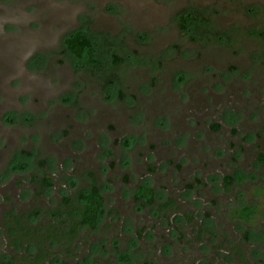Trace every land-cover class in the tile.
Listing matches in <instances>:
<instances>
[{
    "label": "rangeland",
    "instance_id": "rangeland-1",
    "mask_svg": "<svg viewBox=\"0 0 264 264\" xmlns=\"http://www.w3.org/2000/svg\"><path fill=\"white\" fill-rule=\"evenodd\" d=\"M76 32L92 40L83 58L65 48ZM261 155L264 0H0V227L39 209L68 231L63 198L79 220L90 173L105 201L49 264H264ZM44 173L53 189L24 196ZM140 186L155 204L134 200Z\"/></svg>",
    "mask_w": 264,
    "mask_h": 264
},
{
    "label": "flooded vegetation",
    "instance_id": "flooded-vegetation-1",
    "mask_svg": "<svg viewBox=\"0 0 264 264\" xmlns=\"http://www.w3.org/2000/svg\"><path fill=\"white\" fill-rule=\"evenodd\" d=\"M199 15H200V11L197 12L196 10H187L185 12H182L178 16L180 18V21H182L181 24H183V22L186 18L195 19L196 17L198 18ZM181 24H180V28H181ZM184 24H186V22ZM194 25L195 24H193L192 26H186V28H183V26H182L181 29L190 28L188 30L192 31L193 34H196L197 32L194 28ZM76 33H78V32H76ZM65 48L67 49L66 46H65ZM163 52H164V50H163ZM44 60L45 59L43 58V62H44ZM30 61L32 62L31 65H33V67H37L38 66L37 64L42 62V58H39V55L36 54V56L32 57ZM89 176H90L91 181H92L90 188H89V191L91 190L94 183L97 185V187L100 190V187L98 186L97 177H95L94 174H92V173H90ZM228 177H231V176H227L226 178H228ZM226 178L224 180L225 185H226ZM74 179L75 178L69 179L70 183H72V181ZM4 180H5V177L0 176V182L4 183ZM31 181L36 182L34 184H37L36 185L37 189L25 190L24 196H25V193H27L30 190L31 195H33L34 199H37V197H39L40 195L43 197V195H46V193L48 191H50L51 189H53V187H54V184L52 182V178L50 176H48L46 173H44L42 175V177H40L38 179L37 178L35 180L31 179ZM233 183H234V178H232L231 185L225 186L226 192L231 191L230 189H231ZM73 184L74 183H72V185ZM142 187H147V186H140L137 189V191L134 195V200L137 202H142V203L148 204V205L155 204L156 203V197H155L156 194L152 188H150L154 191V202L152 204H149L146 199H137V192ZM188 187H189V185H188ZM190 188H192V187H190ZM100 193H101V190H100ZM81 194L82 193H80V195ZM66 199L69 200V203H66ZM103 199H104V197H103ZM78 200H79V202H81L80 198ZM70 201H71V199L69 197L63 198V203L65 205V209L67 210L66 214L68 216V219L70 220V226H69L68 231H67V229L65 230V228H62V230H63L62 231L60 228L53 225L52 223L47 225V226H44V225L42 226L40 221L42 220V213L43 212L40 211L39 209H34L33 212H29L28 214L26 212H24L20 215L16 214V213L5 214L3 212V210H1L2 211L1 214L4 213V215H2V219L4 220V222L1 225L2 227H0V233L2 234V235L0 234V264H49L50 262L52 263V258L57 256V254H54L52 252V245L54 243L65 244L67 242L71 245V244L75 243L76 240L78 239L79 231L81 228L87 227L88 229L95 230L97 228L99 222H98L95 229H92L87 225H83L78 229L77 238L72 239V241H71L70 231H71V226L73 225L72 224L73 220L71 218H72L74 213H72L71 217L69 216ZM176 202L177 201H174L171 199L168 202H166L165 204L160 205V208L162 211H164V210L168 209L169 207L175 206ZM104 205H105V201H104ZM249 208L252 209L251 207H249ZM103 209H104V206H103ZM242 209H237V211L242 210ZM78 214L80 217V213H78ZM253 215H255V212L251 216H253ZM52 216L57 217L56 213L55 214L53 213ZM184 217H185V222L187 223V225L188 224H196V222H197V218H196L195 214H189V215L185 214ZM233 218L238 219V220H245V219L237 217L235 215H233ZM79 220H77V221H79ZM99 220H100V218H99ZM247 220H245V221H247ZM77 221H74V223ZM63 225L66 226L68 224L65 223ZM205 232H206L205 230L197 228V231L195 234H196V238H198L199 242H201L202 239H204ZM73 252L74 251L72 249L67 250V253L70 254L69 256H71V255L75 256V254ZM234 256L240 257V259L244 260V255L240 250H237V252L234 253Z\"/></svg>",
    "mask_w": 264,
    "mask_h": 264
},
{
    "label": "trees",
    "instance_id": "trees-1",
    "mask_svg": "<svg viewBox=\"0 0 264 264\" xmlns=\"http://www.w3.org/2000/svg\"><path fill=\"white\" fill-rule=\"evenodd\" d=\"M185 20L186 24L183 25V28H186L187 25L192 26L193 24H196V21L199 22V18L197 17L195 19L186 18ZM65 45L74 56H76L77 58H83L86 54L92 51L91 49L93 44L91 38L88 35L82 32H78L70 35L65 40ZM261 158L264 162V155H261ZM231 183L232 178H226V185L229 186L231 185ZM79 198L84 207L82 209H79L81 217L80 220L75 223L74 221H72L73 225L71 226L70 231L71 241L72 239L77 238L78 229L81 226L87 225L90 228L95 229L103 212L104 199L95 183L93 184L88 194H81ZM137 199H146L149 204H152L154 202V191L148 187H142L137 192ZM66 203H69L68 199H66ZM72 213L73 211L69 209L70 217L72 216ZM252 214H254V211L249 207L243 208L239 211L236 210L234 213L235 216L243 218L245 220H247Z\"/></svg>",
    "mask_w": 264,
    "mask_h": 264
}]
</instances>
